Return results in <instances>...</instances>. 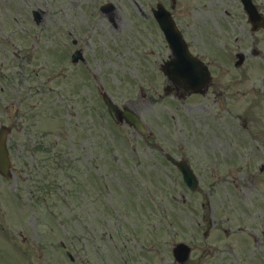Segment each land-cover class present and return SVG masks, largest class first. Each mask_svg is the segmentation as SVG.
Wrapping results in <instances>:
<instances>
[{"label": "rangeland", "instance_id": "1", "mask_svg": "<svg viewBox=\"0 0 264 264\" xmlns=\"http://www.w3.org/2000/svg\"><path fill=\"white\" fill-rule=\"evenodd\" d=\"M108 1L116 5L114 26L99 10ZM213 1L178 0L177 15L185 25L206 15L214 34L236 36L239 20L211 11L234 12L237 0ZM158 2L171 5L0 0V63L8 66L0 104L21 102L23 124L14 125L10 142L60 153L57 160L54 153H11L14 176L0 178V264H174L172 245L181 241L193 246L190 264H264L263 79L246 77L225 55L231 70L217 69L210 96L163 98L157 65L169 49L152 13ZM37 7L48 10L51 45V32L37 36ZM93 23L86 63H72L73 41ZM63 60L62 77L52 80ZM101 86L150 132L117 125ZM165 150L193 164L200 190L189 189ZM211 215L215 225L204 237Z\"/></svg>", "mask_w": 264, "mask_h": 264}, {"label": "flooded vegetation", "instance_id": "2", "mask_svg": "<svg viewBox=\"0 0 264 264\" xmlns=\"http://www.w3.org/2000/svg\"><path fill=\"white\" fill-rule=\"evenodd\" d=\"M225 0H214L213 2L216 4V2L220 3L223 5ZM252 3L255 5L258 13L262 16L261 20L259 17V22H258V29H254V24L252 23L250 16L248 15V12L245 9V4L244 0H237V7L236 11L232 12L228 10L227 8L223 9L222 6H213V9L211 12L216 13L219 17L226 16L225 20H228L229 18L232 19H238V28L235 29L236 36H231L232 38H227L224 33L226 32L225 29L221 30L218 29V35L214 34L212 29L208 28V23H207V17L206 15L199 16L197 14L196 18L194 17V23L190 25L189 23L185 25L184 21L182 20L181 17L177 15V11H175V18L177 21V25L179 29L182 32V35L184 39L186 40V43L192 53H194L197 57H199L202 61H205L208 63L211 71L214 73V75H217V68L214 66L215 60L213 59L212 56H214V52L212 51V46L214 45V41H222L223 46L225 48V53L221 52L219 55L224 54L227 56V59L232 58L233 55L237 54L239 51L243 53V64L242 67H247L252 68L250 69L253 71L254 75L257 76V78H262V82L264 83V27H261L262 23H264V0H251ZM196 11H190L189 13H192L193 15L196 14ZM235 17V18H234ZM255 17V16H254ZM222 20V18H221ZM226 28V27H225ZM227 29V28H226ZM227 33V32H226ZM228 34V33H227ZM81 39V38H80ZM231 40H233L237 46V48H234L230 50L229 46L232 45ZM76 42L78 41V38L75 40ZM162 43L164 44V39H162ZM82 47V46H81ZM237 49V50H236ZM82 53L84 54L85 49L82 47L81 48ZM236 50V53H232L231 51ZM218 55V57H219ZM26 56V55H25ZM223 56L220 58L222 59L221 61H224ZM168 57V56H167ZM27 58V56L25 57ZM167 58H162L158 65H157V70L162 76H165V71H164V65L166 62ZM226 60V59H225ZM245 72H248V70H243ZM52 73V71H50ZM44 86H46L44 84ZM165 88L169 90H174L177 93H184L182 90L183 87L179 86L178 84L166 82ZM41 90V89H40ZM42 91V90H41ZM17 111V112H16ZM14 116L15 121H11L9 123H12L13 125H20L17 123L18 115H19V110L13 108L12 110L9 109L6 112L1 111V115L3 116V119L8 121L10 117ZM4 124V122L0 119V125ZM19 143H23V141H18ZM12 146V150L10 151L11 153H50L49 150H37V149H27V146L21 145V149H16L20 148V145ZM16 149V150H14ZM24 150V151H23ZM14 151V152H13Z\"/></svg>", "mask_w": 264, "mask_h": 264}, {"label": "water", "instance_id": "3", "mask_svg": "<svg viewBox=\"0 0 264 264\" xmlns=\"http://www.w3.org/2000/svg\"><path fill=\"white\" fill-rule=\"evenodd\" d=\"M156 17L158 18L162 28L164 29L167 38L169 39L171 46L174 48V53L177 56L175 58V61L178 58H183V52L181 51L182 44L184 45L182 36L180 32L177 30L176 25L171 17V14L163 7V5L159 4L158 9L154 10ZM193 73H188V77L194 78L199 76H195ZM179 78H183L184 81H187L186 75H179ZM199 80V79H198ZM104 99L106 101V104L109 107V110L113 117L118 121V119H122L125 117L131 124L135 125L137 129L140 131H144V125L140 119V117L136 114L130 111L129 109H126L125 111H120L117 105L113 103V101L110 99L108 95H104ZM7 132L5 130L0 129V171L6 175L9 176V166H10V159L7 153L6 149V138H7ZM174 162H176L180 168V170L183 173L184 179L187 182V184L195 189L197 187V179L193 172V170L189 167V165L185 161H178L174 158H172ZM185 246L183 244L178 245V249L181 251V249L188 254V251L185 250ZM175 255L178 258L179 254L177 251H175Z\"/></svg>", "mask_w": 264, "mask_h": 264}]
</instances>
